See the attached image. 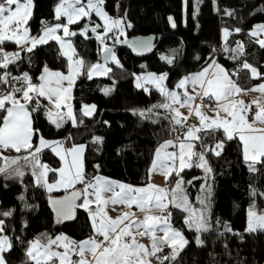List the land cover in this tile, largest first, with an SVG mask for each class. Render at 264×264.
I'll list each match as a JSON object with an SVG mask.
<instances>
[{
  "label": "trees",
  "instance_id": "trees-1",
  "mask_svg": "<svg viewBox=\"0 0 264 264\" xmlns=\"http://www.w3.org/2000/svg\"><path fill=\"white\" fill-rule=\"evenodd\" d=\"M57 2L59 0H32V17L28 22L30 35H40L42 22L49 25L56 22L54 6ZM121 2L129 23L126 38L154 36L153 50L139 57L122 47L116 51L120 65L111 64L108 77L88 79L86 70L97 61L95 43L89 33L87 38L70 37L84 65L72 91L77 123L72 125L66 121L55 128L46 119L43 106H34L32 102L27 107L36 131L34 146L38 134L61 142L66 149L84 146L86 183L98 176L144 186L148 183L155 152L166 141L173 142L174 130L180 125L172 123L166 109L153 108V105L165 103L164 96L157 89L147 88V92L138 88L136 78L145 73L166 74V86L173 89L181 79L217 63L244 91L264 81V48L250 34L254 26L264 25V0H104V8L115 16ZM84 23L88 22L82 21L73 28H82ZM225 32L228 33L226 37ZM238 44L243 54L232 51ZM0 47L5 52L20 53V58L7 69L0 68V75L11 74L8 84H0V93L11 88L16 75L27 73L30 80L37 82L44 66L66 71L67 61L54 41L39 45L31 52L16 50L13 42H4ZM245 62L256 68L257 79H251L248 69L242 68ZM106 87H110L109 92L103 94ZM84 104L95 106L91 117L81 114ZM148 109L153 110L148 113ZM141 111L146 113L144 117L139 115ZM5 114L0 111V117ZM199 137L195 149L204 154L207 167L211 169L210 178H206L194 159L191 168L178 173L172 183L182 181L181 188L189 207L198 213L204 212L208 230L190 229L185 223L189 213L181 208H169L171 227L180 231L187 241L173 264H264V231L249 233L246 230L248 209L264 213V159L253 165L246 162L241 142L237 138L227 140L220 130L203 131ZM218 142H223L224 146L218 150L220 155H215L211 149ZM0 152L3 157L27 154L23 149L19 153L12 149ZM37 155L41 164L51 169L48 180L52 182L59 159L49 149ZM31 169L24 163L23 176L11 171L8 175L0 174L2 234L11 244L4 253L6 264H32L26 252L30 242L36 240L47 243V239L63 235L79 243L93 236L86 210L76 207L74 219L63 223L49 206L52 199L63 197L76 188L66 194H49L35 183ZM7 212L11 215H3ZM197 237L201 240L199 244ZM168 262L165 260L163 264Z\"/></svg>",
  "mask_w": 264,
  "mask_h": 264
},
{
  "label": "snow or ice",
  "instance_id": "snow-or-ice-1",
  "mask_svg": "<svg viewBox=\"0 0 264 264\" xmlns=\"http://www.w3.org/2000/svg\"><path fill=\"white\" fill-rule=\"evenodd\" d=\"M103 3L104 0H87L86 4L83 3L82 0H60L55 8V18L60 20L62 17H65L67 19V24H56L55 26H51L46 22H42V34L32 36L30 35L28 27V22L32 17V0H0V45L5 41H13L20 47L21 51L26 50L31 52L37 45L55 40L60 44L62 50L66 49L63 54L68 57L70 62L69 73L67 75L61 72L51 71L45 67L44 74L39 78L41 81L39 85L32 84L27 73H25L23 77L14 78L24 82L22 87H12L10 92L0 93V111L7 113L6 116L0 117V120H2V124H0V149H13L17 153L21 152L23 149L27 153L21 157H3L0 155V161H2V163H0V174L8 175L11 171L17 176H23L24 173L19 165V161L22 159L26 166L32 167L33 175L36 176L39 184L41 177L46 175L48 169L47 166L41 164L37 154L40 153L44 147L55 144L52 150L60 156L61 160H65L67 154H71L73 159L67 170H59L61 179L55 184L47 185L48 190L52 191L54 188L61 186L65 189L70 187L74 188L76 183H85V177L80 163V154L83 152V146H74L70 150H65V154H61L58 150L61 147V142H49L42 137L39 141V145L34 146L32 143L34 130L31 127L29 110L27 105L21 102V99L30 102L33 100V96L30 95V93H36L41 97L47 98L49 103L54 105L55 108H60L61 99H67L66 94L70 92L75 76L80 73L84 65L81 60H72L74 49L71 43L57 35V31L62 30L65 37L77 35L76 32L69 30L68 25L77 23L82 17L89 16L92 12H95V15L104 21L105 35L111 32L113 28H120L121 20L109 17L107 13L103 11ZM98 27L100 26L97 25L93 27L91 31L96 33ZM88 31L89 28L86 24L79 34L85 35ZM237 31H239V29H237ZM257 32H264V25L258 26L256 31L252 32L251 35L255 36ZM227 35L228 33L225 32V37ZM96 39L103 43L104 37L97 35ZM258 43L261 48H264V40H259ZM104 51L107 56L115 60L110 49L105 48ZM232 51L243 54L242 46L239 44L237 49ZM19 58V52L9 53L0 48V68L7 69L10 64L14 63ZM233 58L237 57L234 56ZM164 59H167L168 63H172L171 59L166 57ZM216 68L219 72L224 73L223 78L214 77L206 80L205 76L207 69H205L204 72L180 80L176 87L183 88L185 84L190 81L195 91V86L199 85L202 89L203 97H207L210 100L215 98L219 111L226 113L231 119L219 118L211 120V123H205L209 118L201 113L197 106L196 112L200 119V127L188 128L185 133V139L190 141L200 140V137L196 133L204 130H218L222 128L228 140L233 139L234 135L238 134L239 139L243 142L245 161L256 162L260 160V158H264V128L257 129L254 127L256 123L264 124V107H260L253 122L249 123L245 115L242 114L247 111L249 106L244 105L243 101L229 99L234 92L240 93L243 90L233 83L224 69L220 68L219 65H216ZM242 68L249 69L254 77L259 75L256 68L246 62L243 63ZM96 69L107 71V69H103L102 65H92L87 73L89 79L92 78L93 71ZM236 74L237 73H233V75ZM10 76L11 74L9 72H4L3 75H0V84H8ZM147 79L158 82L157 86L159 91L161 95L165 97L166 101L178 103L180 107L188 106L191 113V105L195 100V96L185 93L184 98L181 99L177 92L166 89L162 83H159L166 79V74L160 76L151 75ZM64 81H67V87H64ZM251 91H259L264 94V84H261L258 88L251 89ZM16 93H22V97L17 98ZM197 95H200V93H197ZM54 97L55 99H53ZM237 103L241 104L242 107L237 109ZM253 103H258V101L254 100ZM8 104H11V106L8 107ZM37 106H39V101H37ZM153 108H164L173 112L175 114L173 116L175 124L183 126L182 120L177 118L180 116L178 109L172 108L170 103L165 102L159 105H153ZM93 110L94 106H92V108H86L84 114L90 115ZM152 110L153 109H148L147 111L151 113ZM213 111H216V109H213ZM47 115L50 122L55 124L56 127L59 128L61 126L64 117L58 112L53 113L49 110ZM67 115L68 117L72 116L71 109H69ZM139 115L144 117L146 113L141 111ZM217 115L219 116V112ZM183 120H187V117H183ZM73 123L75 124L74 120ZM98 139L99 138H97V140ZM169 146L175 147L176 145H174L172 141H166L157 149L156 156L159 158L161 150ZM223 146V142H218L211 151H213L215 155H220V151L218 150H222ZM178 147L180 149L178 156L181 170L186 166H191V164L185 160V155H187L189 160H191L193 156H197L199 163L196 166L204 168L206 172L211 171V169L207 167L204 154L192 151L194 147L193 143H184L182 141L179 143ZM167 159L173 161L171 166L164 162V160ZM176 159L177 153H166L164 159L159 160V163L157 161L153 162V168L158 166L163 169L164 174L167 175L169 171L174 169ZM38 168H43L44 171L38 173ZM73 169H75V171H73ZM101 179L102 178L99 177L96 178L98 182H100ZM181 184L182 181L178 180L176 187L169 192L167 189L156 188L152 185H148L147 187H132L114 181L103 180L102 183L97 186V184L89 182L82 191H72L70 195L66 196L63 200L54 201L53 204L56 206L58 217H62L63 219H71L73 217L74 208H85V210L89 211L94 232L98 236H102L103 240L89 238L79 244L68 240L67 237L64 236H57L55 239L49 238L47 239V243L36 240L30 242L27 255L30 260L34 261V264H49L50 261H53V258L59 259L60 264H146L145 257L155 255L156 252L162 250L164 245H168L172 248V252L169 256L159 258L160 264H163L164 260H175L179 249H182L184 245L187 244V241L179 231L170 226L169 221L171 212L167 211L168 204L164 203L169 196L171 197V199L168 200L169 204L189 213V216L185 219V223L190 228L194 227L197 232L208 230L204 212L200 211L198 213L197 210L191 209L188 206L187 197L183 194ZM117 188L119 191H116ZM88 189H92L93 191L89 192ZM104 192H112L113 195L108 199H102V193ZM92 195L96 197V202L98 204L105 206L109 203L113 205L118 203L124 204L129 208L135 205L141 212L145 213L144 219L142 221L131 219V213H124L120 218L111 219L107 217L103 208H98L96 212H92L89 208L92 201L87 198ZM81 197H84L83 203L77 205L75 202ZM21 199H23V197H21ZM201 203L203 204L204 202L201 201ZM154 210H159L161 213L167 214L156 216L151 214ZM3 215L10 216L11 213L7 212L3 213ZM97 217H99L98 223ZM125 220H129V223L124 224ZM161 224H163L164 227H160ZM133 228L137 229L139 235H148L151 238V252H148L143 245L136 242L132 232ZM141 228H143V231H139ZM225 228L226 230H230L227 229V226H225ZM257 229L264 230V214L258 215L255 210L250 209L247 230L256 231ZM3 230L4 222L0 220V232H3ZM157 231H162L164 233L163 237H158L156 235ZM125 237H132V239L129 242ZM60 241H65L63 244L65 248L64 253L52 250V245H57ZM197 243H201L199 237H197ZM10 247L11 244L8 237L0 236V264H6L3 253ZM73 253L80 256L78 261L71 260L70 255ZM85 253H90L93 260H87Z\"/></svg>",
  "mask_w": 264,
  "mask_h": 264
},
{
  "label": "rangeland",
  "instance_id": "rangeland-1",
  "mask_svg": "<svg viewBox=\"0 0 264 264\" xmlns=\"http://www.w3.org/2000/svg\"><path fill=\"white\" fill-rule=\"evenodd\" d=\"M59 2H60V0H59ZM59 2H57L55 4V6H54V19H55L56 22L54 24H52L51 26H55L56 24H67V19L65 17H62L60 20H57L55 18V8H56V5ZM82 2L86 4L87 3V0H82ZM102 8H103V11L106 12L107 15L109 17H111L112 19H119V20H121V27L120 28H113V30L111 32H109L107 35H105L104 34V21L101 20L100 17L96 16L95 15V12H92L89 16L82 17L77 23L68 25L69 30L72 31V32H76L77 35H80L79 33L83 30V28L86 25V23L83 24V27L82 28L80 27V28H75L74 29L73 27L75 25H78L82 21H85L86 20L89 24H93L92 26L99 25L100 27H98L99 31L97 32V35H100V36H103L104 37L103 43H101V42L99 43V47H100L101 52L104 51L105 48L108 49L110 47H113V44L114 43L116 45H118L119 43L125 41L126 40V31H127V28L129 27V23H128V21L125 18V5L122 4V2L118 6V14L115 15V16H111L105 10L104 3L102 5ZM32 10H33V4H32ZM258 26H261V25L254 26L251 29L250 34L252 32H254V31H256V29H257ZM88 33L89 32H87L85 35H80V36L87 38L88 37ZM40 34H42V32ZM57 35L61 36L65 41L71 43L72 48L74 49V54L72 55V60L73 61H75V60H81L82 61V59L77 54V50L74 47L73 41L70 39V37H73V36L65 37L62 30H58L57 31ZM251 36L257 38V43H258L259 40H264V32H257V34L255 36H253V35H251ZM50 41H54L56 43V45L58 47V50H59L61 56H63L66 59V61H67V68H66V71H58V70H54V69H51V68H48V67L47 68L49 70H51V71L61 72L62 74L67 75L69 73L70 62L68 60V57L63 54V52L66 51V49L65 50H62L60 44L57 43L55 40H50ZM50 41H48V42H50ZM5 42H13V41H5ZM16 46H17V48H19V50H21L20 47L17 44H16ZM37 46H39V45H37ZM29 47H30V45H29ZM112 56L115 57V60H113L110 57L111 64L113 66H119L120 65V61H119V59L117 57L116 52H113L112 53ZM97 64L98 65H102L103 66V69H107V71H104V70H101V69H96V70L93 71V75H92V78L91 79H100V78H106V77H108L109 76V72H110V67L109 66L111 64L110 65H107L106 63L98 62V61L90 64V66L86 70V73H88V69L92 65H97ZM219 66H220V68H222L221 65H219ZM44 69H45V66L42 68L41 73H40V75L38 77V81L37 82H33L32 80H30L32 84L39 85L41 83V81H40L39 78H40V76L42 74H44ZM82 69L83 68H81L80 73L75 76L73 86L71 87L70 92H68L66 94L67 95V99L66 100L65 99H61V101H60L61 106H60L59 109L55 108L54 105L50 104L47 98L41 97V96H39L36 93H30V95L33 96V100L32 101L28 102V101H24V100L21 99V102L22 103H25L26 105L31 104L33 102L32 104L34 106H37V101H39V105L43 106V108L45 110V113L44 114H45L46 119L55 128H58V127H56L55 124H53L52 122H50L49 117L47 115V113L49 112V110H51L53 113H57L58 112L61 116L64 117V120H63V122H62L61 125H63L66 121L70 122L72 125H75L77 123V120H76L75 113H74V109H73L72 91H73V87H74L75 81L77 80V78L79 77V75L82 74V72H83ZM205 69L201 70L198 73L203 72ZM222 69H224V68H222ZM248 71H249V76H250L251 79H257L258 78V76H255L254 77L249 69H248ZM198 73H196V74H198ZM24 74H22V75H24ZM151 75L160 76V75H164V74H154V73H145V74H142V75H140V76H138L136 78L135 84H136V86L138 88H141L142 90L144 89V91H147V92L149 91V90H146V88H144L145 85H147L148 89L149 88H151V89H157L158 92L160 93L159 88L157 86V83L158 82L151 81V80H148L147 79ZM223 75H224V73H221V72H219L218 69H216V71L214 72V74L210 78H214V77L223 78ZM192 76H194V75H192ZM87 78L89 79L88 74H87ZM166 79H167V76H166ZM166 79L164 81H162V82H159V83H162V85L166 89H168L167 86H166ZM63 83H64V87H67V81H64ZM140 84H142V85L140 86ZM261 84H264V81H261L259 83L254 84L253 86L250 87V89H248L246 91L243 90L240 93H235L234 92L233 95L229 98L230 100H234V101H243V104L244 105H248L249 106L248 109H247V111H245L244 113H242L243 115H245V117H246V119L248 120L249 123H252L253 122V120L255 119V116H256L255 114H256V112H258L260 110V107H264V94H262L259 91H251V89L258 88ZM109 89H110V87H106L102 91V93L103 94H107V92H109ZM106 90H108V91H106ZM168 90L169 91H175V92H177L181 99L184 98V94L185 93H187L188 95L195 96V100L192 102V105H191V113H190V109H189L188 106L180 107V105L178 103H172L171 101H166L165 100V102H168V103L171 104V107L172 108L178 109V111L180 113V116L177 117L178 119H181L182 120L183 117H187V120H184L183 123H185L186 121H189V127L190 128H199L200 127V119H199V116L197 115V112H196L197 106L199 107L200 112L203 113L206 117L209 118L208 120L205 121V123H211V120H213V119H219V118L231 119V117H228L226 113H224L222 111H219V109L217 107V101L215 100V98H212L210 100L207 97H203V92L200 93V95H197V93H198V92H196L197 85L195 86V91H194L193 85H192V83L190 81L188 83H186L183 88H177V87H175L173 89H168ZM7 92H10V88L9 89H4V91L2 93H7ZM21 97H22V93L17 98H21ZM53 99H55V97ZM202 99L207 100L208 104L207 105L196 104V102H198V101H200ZM254 100H257L258 103H253ZM211 102L213 104H211ZM258 105H259V107H258ZM7 106L10 107L11 104H8ZM92 106H94V105L93 104H84L81 107V114L83 116H85V117H91L94 114V112H95V106H94V110L92 111V113L90 115H85L84 113H85V109L86 108H92ZM209 107H212V108H209ZM240 107H242V105L239 104V103H237L236 104V108L239 109ZM69 109H71V113H72V116L71 117H68V115H67V113L69 112ZM213 109H216V111H213ZM166 111H167L166 113L169 115L172 123L175 124V121L173 119V116L175 114L173 112H170L167 109H166ZM218 112H219V116L217 115ZM6 115H7V113L5 114V116ZM29 115H30V111H29ZM30 120H31V127L34 130V134L32 136V143L34 144V138H35L36 131L33 128V122H32L31 115H30ZM73 120L75 121V124L73 123ZM254 127L257 128V129H261V128H264V124L256 123L254 125ZM218 130H220L221 132H223V134L225 135V133H224V131H223L222 128L221 129H218ZM204 131H210V130H204ZM200 132H203V131H200ZM200 132H198L196 134L199 136V133ZM41 137L42 136L40 134H38L37 141L35 142L36 143V146L39 145V141H40ZM225 137H226V135H225ZM234 138H237L241 142V144H242V157L244 159L243 142L239 139V135L238 134H235L234 135ZM43 139H45V138H43ZM45 140L46 141H49V142H59V141H52V140H48V139H45ZM182 141L184 143H193L194 147H193L192 151L195 152V153H201L200 150H196L195 149V145H196V142L198 140H195V141L187 140V139H185V135H184V139H180L178 141V145ZM53 147H55V144H53L52 146H49V147H44L42 149V151L45 150V149H49L52 152V154L59 159L60 165L55 170L56 177H55V179L52 182H49V180H48V173H49V171H51V169H49L47 167L48 171H47V173H46L45 176L41 177V180H40V183L39 184L37 182L36 176H34L35 183L37 185H39L43 190H45L49 194H59V193L66 194L69 190L72 189V187H70L68 189H65L64 187L61 186V187H58V188H54L52 191H49L48 188H47V185L55 184L57 181H59L61 179V174H60V171L59 170L60 169L67 170V168L71 165L72 159H73V157H72L71 154H67L65 160H61L60 156L57 155L56 152H54L52 150ZM70 149H72V148H70ZM70 149H66L64 147V145L61 143V147L58 150L61 152V154H65V150H70ZM1 150H3V149H0V151ZM179 151H180V149L178 147L177 148V151H176V153H177V159L175 160V167H174L173 170L169 171L167 173V175L164 174V170L161 169L160 167L157 166L156 168H153V162L154 161H157L159 163V160L164 159L165 154L168 153V152L165 153V149L161 150V155L158 158L156 156V152H157L156 151L155 152V155H154V158H153V161H152V163H151V165L149 167V171H148V183L146 185H144V186H132V185H130V186H132V187H147L148 185H152V186H154L156 188L167 189L169 192H171V190L176 187V183H174V184L172 183L174 177L178 173H180L181 171L190 169L191 166H192V160L195 159L196 160V164L199 163V160H198V157L197 156H193L192 159L189 160L188 159V156L185 155V160L189 164H191V166L190 167L186 166L185 168H183L181 170L180 167H179V156H178ZM171 152L174 153V151L172 149H171ZM171 152H169V153H171ZM83 153H84V146H83V152L80 154V163L82 165V170H83V174H84ZM0 155H3V154L0 152ZM263 159L264 158H260V160H258L256 162H253V161H246V162H248L251 165H253V164H257V163L261 162ZM20 161H19V165H20V168H21L24 163L23 162H20ZM164 162L167 163V164H169L170 166L173 164V161L170 160V159L164 160ZM13 167H15V166H13ZM199 168L203 170V172L206 174V178L209 179L210 178L209 177V172H206L205 169L202 168V167H199ZM43 171H44L43 168H38V170H37L38 173L39 172H43ZM73 171H75V169H73ZM31 172H33V169H31ZM97 177L98 176L94 177L93 180L90 183L97 184V186H99V184L102 183L103 180H109V181H114V182H117V183H120V184H125V183H122V182H119V181H115V180H111V179H107V178H103V177H99V178H102V179H101L100 182H98L96 180ZM45 181H46V184H45ZM86 184H87L86 182L85 183H76L75 186H74L76 188L75 190L82 191L86 187ZM125 185H129V184H125ZM88 191L89 192H92L93 190L92 189H88ZM116 191H119V189L117 188ZM112 195H113L112 192H104V193H102V199H108V198L112 197ZM87 198L90 201H92V203H90V205H89V208L92 210V212H96L98 208H103V210L106 213L107 217H110L111 219L120 218V217L123 216L124 213H131L132 215H136L135 217L131 218V219H134V220H141L142 221L144 219L145 213L141 212L135 205H132L131 208H129L127 205L119 204V203L118 204H115V205L109 203L108 205L105 206V205H102V204H98L96 202V197L94 195L89 196ZM83 199H84V197H82V199L78 203V205H81L83 203ZM170 199H171V197L169 196L168 199H166L164 201V203L168 204V209L171 208V207L176 208V207H174V206H172L171 204L168 203V200H170ZM187 203H188V199H187ZM188 206H189V203H188ZM78 208L79 209H82V210H85V208H83V207H78ZM168 209H167V211H168ZM249 210L250 209L247 210V227H246V230L248 229V223H249ZM87 212H88V216H89V221H90V224H91V228L93 230L92 220H91L89 211H87ZM151 214L156 215V216H161V215H166L167 213H161L159 210H154ZM257 214L260 215V214H264V213H257ZM98 222H99V217H97V223ZM128 223H129V220H125L124 221V224H128ZM169 223H170V221H169ZM170 226H171V224H170ZM160 227H164V225L161 224ZM190 229L194 230V227H192ZM139 231H143V228L139 229ZM256 231H264V230L257 229ZM132 232H133V235L135 237L136 242L139 243V244H141V245H143L144 248L148 250V252H151L152 251V240H151V238L148 235H144V236L139 235L137 229H135V228L132 229ZM248 232L250 233V232H255V231H248ZM96 235L97 234L93 230V236L90 237V238H94V239L101 240V241L103 240V237L102 236H99L100 237V239H99L98 236L95 237ZM156 235L158 237H163L164 233L162 231H157ZM0 236H5V235H3L2 232H0ZM58 236H63V235H58ZM182 236H183V234H182ZM55 238H53V239H55ZM88 239L89 238H87L85 240H88ZM125 239L130 242L131 239H132V237H125ZM184 239L186 240L185 237H184ZM64 243H65V241H60V242H58L57 245H52V250H54L56 252L64 253V251H65V248L63 247V244ZM182 249H179V251H181ZM162 250L164 252L168 253L169 255L172 252V248L169 247L168 245H164L162 247ZM158 252H156L155 255H150V256L145 257L146 264H160V259L158 257ZM4 253H3V257H4ZM90 255H91L90 253H85V257L89 261H90V259H89ZM26 257H27V260L30 263L34 264V261L30 260V258L28 257L27 252H26ZM70 258L73 261H78L80 259V256H78L75 253H73V254L70 255ZM53 262H54V264H60V261L57 258H53V261H50L49 264H53ZM163 263H164V261H163Z\"/></svg>",
  "mask_w": 264,
  "mask_h": 264
},
{
  "label": "water",
  "instance_id": "water-1",
  "mask_svg": "<svg viewBox=\"0 0 264 264\" xmlns=\"http://www.w3.org/2000/svg\"><path fill=\"white\" fill-rule=\"evenodd\" d=\"M86 24L88 25V28H89V31H88L89 37L95 43L94 54L96 56V60L98 62H103V63H106L107 65H110L111 64L110 56H107L105 51L101 52L100 47H99L100 41H98L96 39L97 32L99 31V29L97 28L96 33H93L91 31V29L93 27H96V26H90L89 23H86ZM155 43H156V39L154 36L126 38L125 41L119 43L117 46H113V47H110L108 49L111 50V54H112L113 52H116L118 49H120L122 47H126V48L132 50V52L136 53L137 56L140 57L142 55H148L153 50ZM74 191H79V190H74ZM70 193H68L67 195H65L63 197L52 199L49 203V206H50L52 212L54 213V215L56 216V218H58L63 223L68 222V221H72L75 217V211L76 210H75V208L73 209V217L71 219H63L62 217H58L57 211H56V206L53 204V202L58 201V200H63L66 196L70 195ZM78 200H76L75 203H77ZM180 253H181V251H178V255L176 256L175 260L178 258ZM175 260H169V262L167 264H173V262Z\"/></svg>",
  "mask_w": 264,
  "mask_h": 264
},
{
  "label": "built area",
  "instance_id": "built-area-1",
  "mask_svg": "<svg viewBox=\"0 0 264 264\" xmlns=\"http://www.w3.org/2000/svg\"><path fill=\"white\" fill-rule=\"evenodd\" d=\"M113 46H117L115 43L113 44ZM1 48V47H0ZM19 77H23L22 75H16L14 76V78H19ZM13 78V81H12V84H11V88L12 87H16V88H20L23 86L24 82L22 80H18V79H14ZM10 88V90H11ZM144 88H148L146 85ZM18 94V93H16ZM197 104H203V105H207L208 102L207 100H200L198 102H196ZM183 126H179L177 127L175 130H174V140H173V144L174 145H177L178 141L184 136L185 132L188 130L189 128V121H186L185 123H182ZM176 147V146H175ZM164 256H169L168 253L164 252L163 250H160L158 252V257L161 258V257H164ZM165 261V260H164Z\"/></svg>",
  "mask_w": 264,
  "mask_h": 264
},
{
  "label": "crops",
  "instance_id": "crops-1",
  "mask_svg": "<svg viewBox=\"0 0 264 264\" xmlns=\"http://www.w3.org/2000/svg\"><path fill=\"white\" fill-rule=\"evenodd\" d=\"M16 50H18L19 51V48H17ZM216 65H218L217 63H214V64H212L211 66H209V67H207L206 69H207V72H206V76H205V79L207 80V79H209L213 74H214V72L216 71ZM205 71V70H204ZM203 71V72H204ZM192 75H196V73L195 74H192ZM192 75H189V76H192ZM188 76V77H189ZM196 92H198V93H202V89L200 88V86L199 85H197V90H196ZM197 104V103H196ZM211 104H213L212 102H211ZM203 105V104H202ZM209 108H212V107H209ZM194 113V112H193ZM257 113V112H256ZM256 115V114H255ZM183 119H182V123H183ZM175 125H177V124H175ZM191 125V124H190ZM190 128V127H189ZM186 133V132H185ZM185 135V134H184ZM181 139H184V136L181 138ZM177 148H178V143H177V145H176V147H172V146H169L168 148H166L165 149V153L166 152H171V149L174 151V153H176V151H177ZM172 153V152H171ZM136 215H132L131 216V218H133V217H135ZM98 235H96L95 237H97ZM99 237V236H98ZM99 239H100V237H99ZM84 241V240H83ZM80 243V242H79ZM79 243H77V244H79ZM89 259H90V261H92V259H93V257H92V255H90V257H89Z\"/></svg>",
  "mask_w": 264,
  "mask_h": 264
},
{
  "label": "flooded vegetation",
  "instance_id": "flooded-vegetation-1",
  "mask_svg": "<svg viewBox=\"0 0 264 264\" xmlns=\"http://www.w3.org/2000/svg\"><path fill=\"white\" fill-rule=\"evenodd\" d=\"M90 26H92V25H90Z\"/></svg>",
  "mask_w": 264,
  "mask_h": 264
}]
</instances>
